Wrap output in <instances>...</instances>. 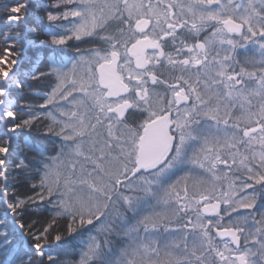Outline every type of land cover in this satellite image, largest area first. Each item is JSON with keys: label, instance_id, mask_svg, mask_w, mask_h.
I'll list each match as a JSON object with an SVG mask.
<instances>
[{"label": "snow or ice", "instance_id": "snow-or-ice-1", "mask_svg": "<svg viewBox=\"0 0 264 264\" xmlns=\"http://www.w3.org/2000/svg\"><path fill=\"white\" fill-rule=\"evenodd\" d=\"M0 264H264V0H0Z\"/></svg>", "mask_w": 264, "mask_h": 264}, {"label": "trees", "instance_id": "trees-1", "mask_svg": "<svg viewBox=\"0 0 264 264\" xmlns=\"http://www.w3.org/2000/svg\"><path fill=\"white\" fill-rule=\"evenodd\" d=\"M70 20L72 19V18H69ZM44 23L47 25V24H49V22L48 21H44ZM62 23H67V21H62ZM71 43V42H70Z\"/></svg>", "mask_w": 264, "mask_h": 264}, {"label": "rangeland", "instance_id": "rangeland-1", "mask_svg": "<svg viewBox=\"0 0 264 264\" xmlns=\"http://www.w3.org/2000/svg\"><path fill=\"white\" fill-rule=\"evenodd\" d=\"M61 23H62V21H61ZM68 23V22H67Z\"/></svg>", "mask_w": 264, "mask_h": 264}]
</instances>
